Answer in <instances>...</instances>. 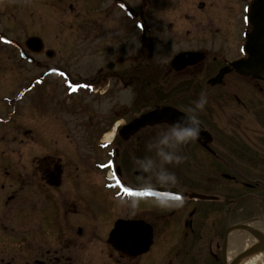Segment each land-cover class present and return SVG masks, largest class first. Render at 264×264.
<instances>
[{
	"label": "flooded vegetation",
	"instance_id": "flooded-vegetation-1",
	"mask_svg": "<svg viewBox=\"0 0 264 264\" xmlns=\"http://www.w3.org/2000/svg\"><path fill=\"white\" fill-rule=\"evenodd\" d=\"M94 1L102 11L97 20L88 22L93 24L88 30L100 31L116 15L124 35L118 39L122 47L113 44L114 38L105 29L82 34L79 48L70 54L88 56L95 47L97 54L108 56L104 52L109 46L118 56L77 81L69 68L42 64L40 58L54 61L62 50L68 53L54 48V38L49 36L55 17L62 16L60 21L67 23L70 10L79 1L0 0V56L6 61L18 55L20 61L35 68L29 84L16 96H0L2 103L9 101L10 108L5 112L6 104H0V264H167L166 259L154 262L149 255L171 235L187 252L179 264L241 263L263 244L245 230L258 244L229 261L230 235L244 230L236 229L243 225L264 234V213L231 221L235 198L212 186L224 179L253 190L257 205L264 202V0ZM33 37L40 40L29 45ZM132 42L136 47L131 49ZM68 45V39L61 43V47ZM130 60V67L124 64ZM223 70L225 74L214 83ZM51 77L55 78L49 81ZM125 91L133 95L138 91L141 97L137 94L131 105L142 111L121 123L127 112L118 99ZM201 92L207 97L203 110L196 107ZM102 96L110 106L104 113L102 106L87 101ZM76 99L87 102L75 109L71 103ZM152 99L155 105L144 110ZM26 105L30 106L27 111ZM165 107L171 108L170 118L182 117L179 113L199 117L200 127L212 141L205 144L203 138H196L189 143L213 160L186 165L208 171L226 169L219 172L221 178L211 176L215 172L210 171L206 177H190L189 183L161 184L138 166V161L150 156L151 136L159 139L172 122L164 119L132 130L125 127ZM21 110L32 114L30 128L18 123ZM220 115L226 118L224 156L213 147L215 132L203 122ZM13 124L18 127L7 128ZM92 151L98 154V161L90 155ZM158 169L160 166L154 171ZM90 186L96 192L88 197ZM125 187L136 192L174 188L183 195H129ZM150 200L155 203V213L149 210ZM120 202L126 204L125 209L119 208ZM165 202L180 207H164ZM225 206L226 222L215 213ZM120 221L145 222L152 227L148 251L126 255L115 249L111 233ZM99 242L101 249L97 248Z\"/></svg>",
	"mask_w": 264,
	"mask_h": 264
},
{
	"label": "rangeland",
	"instance_id": "rangeland-1",
	"mask_svg": "<svg viewBox=\"0 0 264 264\" xmlns=\"http://www.w3.org/2000/svg\"><path fill=\"white\" fill-rule=\"evenodd\" d=\"M74 1H79V4L75 5L74 9L70 10L69 12V21L67 23H62L60 21L61 17H55V21H54V30L51 36H49V38H51L53 36L54 41L53 42V47L56 49H60L62 50V48L68 50V53L63 52V50L60 52V54H58L56 56V59L54 61L51 60H47L44 57H41L40 59L43 60L42 64L44 63L45 65H64L65 67L69 68L68 70L70 71V74L72 76H74L75 80H80L82 76L93 73L97 70V68L103 64L106 63V61L108 60H115L117 58L118 55H113L112 51L109 50V46H107V50H105L104 55H108V56H102V54H97L95 51V47L93 48L92 52L90 55L88 56H79L77 54H70V51L73 50H77L79 48L78 44H79V37L84 34L85 32H93V33H99L101 32L102 29H105V31L107 32V34L109 35V38L113 37L114 39L112 40L113 44L115 43V45H118V47H122V42L121 40H118L120 38H123L124 35L122 33L121 28L119 27V21L120 18H116V15L112 16V18L110 20L105 21L104 24H102V29L99 30H88V27L92 26L93 24H88V22H92L93 20H97V16L98 14H100V10L97 7V4L94 0H72V2ZM75 3V2H74ZM86 16L87 19H83V16ZM90 20V21H89ZM37 28V23L34 26V29ZM93 36V35H91ZM68 39L69 40V45L67 47H61V43H63V40ZM107 44H109V41H106ZM136 43L132 42L130 43V48H134L136 47L135 45ZM51 45V44H49ZM11 50V49H9ZM2 52V47L0 46V54ZM135 54V53H134ZM136 55V54H135ZM134 55L133 58L136 59V56ZM6 57H2L0 56V88H4L5 89H0V96L2 97V99L4 97H14L18 94V90L26 85L29 84V82L31 81V79L33 78V73L35 71V68H33L32 66H30L29 63L27 62H22L20 61V58L18 55H16V58L12 55L10 60L5 61ZM144 59V58H142ZM160 59V58H159ZM163 59V58H162ZM132 60V58H131ZM128 61L125 62V65H131V63L133 64L132 61ZM138 62H141V60H138ZM137 62V63H138ZM139 64V63H138ZM7 66V67H6ZM130 69V68H129ZM119 71V69H118ZM42 71L40 70V73ZM139 76L141 74H138ZM141 77V76H140ZM55 78V77H54ZM53 77L49 78V81H52L54 79ZM181 87L182 85L180 84V82L178 83ZM121 86V85H119ZM190 84H188L187 87H189ZM147 89H145V92L143 93L144 95H146ZM141 97V95L138 93V91L134 92V95L131 91H125V92H121L119 94V104H120V108L123 109L124 113L127 112V114H124V117L122 120H120L121 123H124V121H128L131 116L133 115L134 112H140L142 111L140 109V107H133L131 104L134 101L133 98L136 96ZM29 96V94H28ZM147 96V95H146ZM95 97L93 98H88L87 101L88 103H90L91 101L95 104H97V108H99L100 106L103 107V113L107 112L109 110V105L105 104L106 99L103 98V96L100 99H96L98 102L95 101ZM133 100V101H132ZM148 99H146L147 101ZM4 100L0 99V104H6L4 105V110L5 112H9L10 108L9 105H7V101L6 103H2ZM84 100H73L71 103L72 108L78 109L80 107H83L86 102H83ZM5 102V101H4ZM9 102V101H8ZM36 102H40V100L38 99ZM91 102V103H92ZM92 103V104H93ZM103 103V104H102ZM27 105H31L30 103H28ZM26 105V111L28 108H30V106L27 108ZM155 105V102H153V99L150 100V102L148 101L147 103L144 104L145 109H149L152 108ZM3 112V111H2ZM86 112H90L89 110L86 109ZM120 112V110H119ZM19 113H21L22 116L19 117L20 121H18V123H20L22 128H30V116L32 115L31 113H27L25 114L23 112V110L19 111ZM199 114H201L200 112H198ZM202 116V115H201ZM203 117V116H202ZM111 120V119H110ZM110 124L111 121H105V123ZM204 124L211 129L213 132H215L216 137H214V143H213V147L215 148V150H217L221 155H226V118L224 116H219L216 117L215 119L211 120V121H203ZM17 123V124H18ZM17 124H13L11 126H8V129H16L18 126ZM155 139H158L155 135L151 136L150 141L153 142ZM191 141H188L187 143L181 144L175 151L178 155H181L183 157V159L181 160V162L179 163H172L173 167L172 168H167V170L171 173L174 174L175 176V180H163L160 179L158 180L156 178V181L161 182V184H168L171 183L172 181L177 183L179 182V184H185V182L189 183L188 179L191 178H202V177H206L209 176L210 171H214L215 174L211 175L214 176L216 178H219V172H226V169H218V168H214L210 171L207 170V168L205 169H188L189 165H186V162L189 161H199V160H213V158H211L210 156L206 155H202L201 150H199L197 147V145L192 143H189ZM191 145V146H190ZM154 151V150H153ZM149 154L150 156L153 155V153L149 150ZM90 155L94 158L95 161H98V154L94 153L93 151L90 153ZM94 164V163H93ZM171 165V166H172ZM92 166V165H90ZM160 166L161 167V162L159 160V158H157V163L155 165L154 168ZM182 166H184L182 168ZM167 167V166H166ZM91 170L95 171V168L91 167ZM218 171V172H217ZM178 174V175H176ZM221 178V177H220ZM191 182V181H190ZM188 186V185H186ZM203 186H210V184L208 183H203ZM212 186V185H211ZM213 190L218 192V193H223L225 192L226 195H229L231 198H235L234 202L231 204V213H230V219L231 221L234 220H241V219H245L248 218L249 216H252L254 214L257 213H264V202L259 203V205H257V201H256V197L254 195V191L253 190H249L246 189L245 187H243L240 184H235L233 182H228L227 180L222 179L221 184L220 185H216L212 186ZM96 191L93 187H88L87 188V196L90 197L92 194H94ZM149 204V210L152 211V213H155L156 208H155V203L153 202V200L148 201ZM179 203H169V202H165L163 203L164 207L167 206H171L172 208L174 206H179ZM119 208L120 209H125L126 208V204L125 203H118ZM158 205V204H157ZM219 206H222V204H218ZM260 206L262 207V209L260 208ZM180 207V206H179ZM221 209L218 212L219 215V219L221 220H225L226 222V211H227V207L225 206L224 208H219ZM155 210V211H154ZM185 215V214H183ZM173 220H171L170 222H172ZM210 224V222H209ZM208 224V225H209ZM169 230V229H166ZM176 240V241H173ZM177 243V237L174 235L171 236H167L166 241L163 245H159L155 248V250H153V252L149 255L151 260H154V262H157L159 260H163L166 259L167 264H179L180 260H183V258H186L187 256V252L185 249H182L181 245H176ZM101 244L99 242V244L97 245L98 249H101ZM107 252V250H106Z\"/></svg>",
	"mask_w": 264,
	"mask_h": 264
},
{
	"label": "water",
	"instance_id": "water-1",
	"mask_svg": "<svg viewBox=\"0 0 264 264\" xmlns=\"http://www.w3.org/2000/svg\"><path fill=\"white\" fill-rule=\"evenodd\" d=\"M40 39L33 37L28 41V44L30 43H38ZM238 65V64H236ZM225 74V70H223L220 75L214 79V83H217L219 81V78H221ZM169 110H171L170 107H165L161 109H155L152 110L144 115H142L139 118H136L133 120L130 124H128L125 129L127 130H132L136 129L139 126L146 125L148 123L154 124V123H159L162 120L166 119L172 123L177 121L179 118H170L169 115ZM180 115L183 116L182 113H179ZM173 117V116H172ZM197 138H203L205 140V144H208L212 141V136L207 132L202 130L200 127V132ZM153 193H161L162 195L165 196H182L183 193L180 192L177 189L174 188H165V187H160V188H151L150 189ZM192 197H205L203 195H198V194H193ZM244 229L246 231L251 232L254 234L260 241L262 242V247L258 251H264V234L263 233H258L255 232L254 229H251L248 226H238L236 229ZM111 243L117 249L118 251L124 253L127 255V253H131L130 255H138L142 254L150 248V245L152 244V227L145 223L141 222V225L138 223L135 224H129L126 222L122 223L120 221L113 232L111 233ZM254 248V247H253Z\"/></svg>",
	"mask_w": 264,
	"mask_h": 264
},
{
	"label": "clouds",
	"instance_id": "clouds-1",
	"mask_svg": "<svg viewBox=\"0 0 264 264\" xmlns=\"http://www.w3.org/2000/svg\"><path fill=\"white\" fill-rule=\"evenodd\" d=\"M206 103L207 97L205 93L201 92L200 99L196 101V107L203 110ZM200 125L201 122L198 116L185 113L177 121L167 127V132L163 136L148 145L153 155L138 161V166L143 171L154 175L158 180L171 179L174 181V174L169 172L165 166L181 162L183 157L178 155L175 150L181 144L196 139L200 132ZM157 158H159L161 162V167L154 171Z\"/></svg>",
	"mask_w": 264,
	"mask_h": 264
},
{
	"label": "bare ground",
	"instance_id": "bare-ground-1",
	"mask_svg": "<svg viewBox=\"0 0 264 264\" xmlns=\"http://www.w3.org/2000/svg\"><path fill=\"white\" fill-rule=\"evenodd\" d=\"M231 243L228 247L227 257L231 261L240 252L258 244V239L253 238L245 230L235 231L230 235ZM239 264H264V253L257 252Z\"/></svg>",
	"mask_w": 264,
	"mask_h": 264
},
{
	"label": "snow or ice",
	"instance_id": "snow-or-ice-1",
	"mask_svg": "<svg viewBox=\"0 0 264 264\" xmlns=\"http://www.w3.org/2000/svg\"><path fill=\"white\" fill-rule=\"evenodd\" d=\"M118 183H119V181H118ZM124 192L128 193L129 195H145V194L151 195L152 194L150 191H148V192H136L135 190H133L129 187H125Z\"/></svg>",
	"mask_w": 264,
	"mask_h": 264
}]
</instances>
